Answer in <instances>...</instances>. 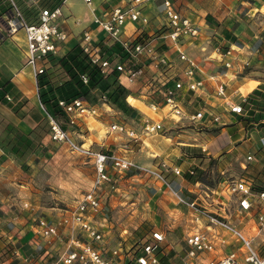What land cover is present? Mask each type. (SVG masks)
Instances as JSON below:
<instances>
[{"label": "crops", "instance_id": "crops-1", "mask_svg": "<svg viewBox=\"0 0 264 264\" xmlns=\"http://www.w3.org/2000/svg\"><path fill=\"white\" fill-rule=\"evenodd\" d=\"M13 2L16 6L19 3L23 8H34L37 14L40 9L61 6L63 18L60 29L67 34V38L58 42L57 53L53 59L55 71L50 79V85L56 87L69 79L60 66L59 60L75 46L80 45L84 30H92L96 41L104 38L100 28L93 23L94 18L104 17L115 5H124L127 0H91L89 4L84 0H38L37 4H30L28 0H13ZM174 3L181 13L197 27L198 36L183 39L177 47L172 45L169 39L161 40L158 44V51L173 58L181 50L193 59L199 67L198 76L204 79V87L198 93L187 92L185 105L191 111L205 108L218 113L221 122L217 125L220 126L219 132L208 137L205 144L201 142L188 145L183 152L184 158L179 157L180 147L171 148V154L179 157L172 160L183 170V174L179 176L169 174L176 188L186 197L197 199L202 207L219 217L228 219L233 224H241L242 218L249 215L251 219L245 228L249 226L258 228V214L264 208L259 203L260 201L253 206L250 212L241 211L237 198L225 191L222 185L210 188L202 185L200 180L191 182L184 175L189 173L190 168L193 170L195 166H199V163H204L208 156L215 159L217 170L220 173L227 172L235 160L243 156L244 153L240 151L249 147L251 150L246 156L247 164H249L248 179L252 184L264 185V148L261 145V137L259 140L255 137L258 131L255 128L247 135L244 132L245 127L241 126L240 122L238 123V114L227 111L226 99L221 98L215 92L216 84L225 82L230 100L241 102L245 106L250 105V109L259 112V115H254L256 120L253 122L256 124L257 116H260L259 122L264 124V99L258 101L257 107L250 100L251 93L256 89H263L262 85H264V0H174ZM0 6H2L1 0ZM161 9V0H146L143 15L148 19L147 24L128 22L124 28L123 37L160 35L164 25ZM19 10L24 16L22 10ZM7 11L4 6L1 7L0 22L5 19ZM107 43V39L103 41L106 51L110 54L115 49L106 46ZM25 56V32L19 30L13 35H8L5 32V26L1 24L0 253L5 249H11V252L0 264H49L66 248L65 240L67 239L64 236L67 235L68 230L62 226L59 227L58 231L62 240L58 237L42 238L38 232H35L34 219L30 216V211L24 207L25 204L33 209L34 217H47L56 222L68 216L71 208L75 207V200L72 204L66 202L62 206L58 203L57 206L54 205L55 202L43 204L41 200H38L40 190L34 182L35 171H30V168L29 170L23 169V161L3 143V141L7 142L11 136L15 138V134L10 131L12 128L30 137H33L35 131H40L42 145L46 147L52 142L48 132H42V128L47 123L46 109L41 103L37 81L32 69L26 64ZM147 61H140V63L144 64L146 75H152L155 69ZM226 63H230V66L227 67ZM44 78L48 79L45 76ZM142 85L136 82L126 86L130 91L128 96L133 97L130 106L135 110V116L140 115L138 119L142 117V113L140 114L137 109L144 111L142 109L147 108L143 101L145 89ZM116 114H121V112L117 111ZM84 118L86 119L85 128L90 130L89 135H96L94 143L100 141L98 144L101 146L105 144L104 139L102 140L104 136L97 126L86 117ZM261 129L264 130V125ZM225 137H227L226 140H220ZM215 141L217 148L210 151V146ZM112 144L117 148V143ZM249 154L253 155L251 161L247 160ZM36 157L35 153L29 154L25 157V163L27 162L31 168H34ZM68 157L74 160L73 164L78 162L80 165H87L90 162L93 166V159L89 157L72 154H68ZM195 175L194 173L193 176ZM154 189L155 194L160 191L167 192V189L160 184H157ZM174 203L175 206L170 212L173 224L168 225L166 230H153L161 231L168 236L163 243L162 264H179L183 249L186 247L184 242L186 235L195 230L206 229V220H203V224L196 225L191 220V210L176 201ZM161 206L164 209L167 207L164 202ZM94 220L98 226L102 225L96 218ZM260 231L264 232V228ZM248 232L250 233L249 230ZM221 235L225 233L221 231ZM257 237L259 241H256V236L253 240L257 246L263 248V251L264 235H257ZM234 244L235 241L229 235L226 236V244L222 245L221 253L229 252ZM222 254L206 253L204 256L218 257ZM133 263L135 264L134 261L131 264Z\"/></svg>", "mask_w": 264, "mask_h": 264}, {"label": "built area", "instance_id": "built-area-1", "mask_svg": "<svg viewBox=\"0 0 264 264\" xmlns=\"http://www.w3.org/2000/svg\"><path fill=\"white\" fill-rule=\"evenodd\" d=\"M11 12L5 16L4 26L8 35L19 30L25 32L26 64L30 66L33 75L38 79L45 76L52 78L54 66L51 64L58 48V42L64 41L67 34L60 29L63 18L61 6L43 8L39 10L38 20L28 22L21 14L13 0ZM90 3L91 0H84ZM146 0H127L124 5H115L104 17L96 16L93 23L104 34L101 40H95L92 30L82 32L80 46L88 56L90 62L96 65L104 78L116 75L120 85L126 87L136 82L143 84L145 89L144 104L153 112L154 116L142 113L137 124L141 135L155 134L163 130L165 121L176 124L196 125L198 127L215 126L221 122L218 113L205 108L190 110L185 105L187 92L198 93L204 87V79L198 76L199 67L184 51L179 50L175 57L170 58L164 52L158 51L161 40L169 39L175 47L186 38L198 36V29L192 21L176 7L174 0H161V16L164 21L163 31L158 36H150L146 40L124 38V28L128 22L147 24L143 15ZM30 4H37L38 0H28ZM108 40L106 46L120 47L110 54L106 51L103 41ZM148 60V61H147ZM147 61L154 67L152 75H146L144 64ZM229 67L230 63H226ZM82 81L88 83V77L81 75ZM172 83V85H171ZM38 87V83H37ZM39 89V87H38ZM215 92L226 99L227 111L242 114L244 106L241 102H233L227 95V85L219 82ZM105 101L106 98L103 96ZM55 103L70 124H77L79 118L96 115V108L88 104L83 97L71 99L56 97ZM48 136L51 141L67 145L70 151L93 159L94 175L88 191L82 194L69 215L56 222L47 217H34L33 209L24 205L34 219L35 232L42 238H62L59 227L68 230L66 248L49 264H162L161 254L163 243L167 235L161 231H152L150 235L141 238L135 244L134 256L130 259L121 247H108L104 231L94 221L97 215L103 216V187L111 181V173L130 172L144 174L159 179L170 191L178 204L191 210V220L196 225L206 220L205 230H195L186 235L185 249H183L179 264H264V253H261L252 237L238 228L226 218L219 217L214 212L202 207L197 199L184 196L157 168L139 165L131 158L117 152H103L92 150L89 146L76 143L69 131L63 127L61 121L46 111ZM110 133L124 134L132 140H141L137 128L127 122H114L109 126ZM264 148V135L261 137ZM253 159L249 154L248 161ZM167 172L181 175V169L163 162ZM190 174L194 170L190 169ZM235 196L241 211L250 212L254 205L264 206V190L255 191L252 183L241 178L232 181L224 189ZM208 196V195H206ZM209 197V196H208ZM105 220V218H102ZM258 224L264 228V208L258 214ZM221 231L225 235H221ZM230 236L235 244L233 248L222 254V245L226 244V236ZM62 240V239H61ZM207 254L221 256L207 257ZM134 264V263H133Z\"/></svg>", "mask_w": 264, "mask_h": 264}, {"label": "rangeland", "instance_id": "rangeland-1", "mask_svg": "<svg viewBox=\"0 0 264 264\" xmlns=\"http://www.w3.org/2000/svg\"><path fill=\"white\" fill-rule=\"evenodd\" d=\"M17 4L28 22H36L38 20L39 13L37 14L36 9L23 8L19 3ZM3 6L4 9L8 10L7 12H11L13 9L9 0L2 2L0 11ZM4 21L0 22V25H4ZM51 64L54 65V60ZM262 88L264 89V85H262ZM88 104L95 106L97 110L96 115L86 116V118L93 125H96L103 134L102 136L104 138L102 140L104 139L105 144L102 146L98 144L100 143L98 140V142L94 143L96 135H89L90 130H87L84 124L85 118H79L77 124H70L62 111L55 114L76 143L84 144L86 147L89 146L95 151H114L131 158L139 165L152 169L157 168L172 185H174L173 180L169 174L172 171L166 172L162 163L165 162L170 166L179 167L172 159L184 158L185 155L183 152H185L188 145L201 142L205 144L208 137L216 135L220 130V126H217L220 123L216 124V126L198 127L165 121L163 130L158 133L141 135L139 131L140 127L137 124L140 115L137 114L135 116L134 109L129 114L123 112L116 114L119 110L108 101H105L99 94H91L88 99ZM127 104L130 105L128 102ZM142 110L144 111L137 109L140 114L148 112L147 108ZM250 110H252L250 109V105H244V112L238 114V123L240 122L241 126L245 127L244 132L247 135L256 128L258 133H255V137L259 140V137L264 135V130L261 129L264 124L258 121L260 116H257L258 120L255 124L253 121L256 118L249 112ZM256 115H259V112H256ZM120 121L127 122L130 126L137 128L141 140H132L124 134L110 133L109 126L114 122ZM48 130V123H46L42 128V132H48ZM91 131L93 132L94 130ZM88 136H90L89 139ZM226 138L220 140H226ZM112 143H117V148ZM216 144L215 141L210 146V151L217 148L215 147ZM175 146L180 147L179 157L171 154L172 150L170 149ZM244 149V151H240L244 153L243 156L241 155L235 160L227 172L220 173L217 170L215 159L208 156L204 163L198 164L201 168L195 166L193 169L194 173L196 174L197 171H200L199 180L201 184L210 188H215L219 185L227 188L232 181L241 178L249 180V174L247 172L249 164H247L246 156L251 149L249 147H245ZM68 154L80 156V154L70 151L67 145L52 141L47 147L44 145L38 147L37 152H35V156L37 157L35 158L36 166L34 168H31L27 162L25 163L26 159L23 160V169L29 170L30 168V171H35V175L33 176L34 182L40 190L38 192L40 197L38 200H41L43 204L55 202L54 205L57 206L58 203V205L61 204L62 206L66 202L72 204L75 200L76 205L81 195L90 187L94 174L92 163L89 162L87 165H80L77 162V164H73L74 160L69 158ZM182 171L181 169V175L183 174ZM157 184L166 188L159 179L152 176L137 174L133 171L123 173L113 171L111 173V181L103 187V216L97 215L95 217L98 222L102 223L101 227L106 236L105 239L108 242V247H121L127 255L129 254L128 257L131 259L134 256L135 244L138 242V239L145 238L155 229L166 230L168 225L173 224V218H171L170 212H172L176 200L168 189L166 190L167 192L160 191L155 194L156 190L154 187ZM183 195L186 196L185 194ZM163 202L167 206L165 209L161 206ZM103 217L105 220L102 219ZM250 219V216L246 215L245 218H242V223L236 225L249 237L255 238L256 236L257 241L259 239L257 235H264V232L260 231L262 228L259 227V224L257 226L259 229L253 226L245 228ZM258 248L261 253H264L261 246H258Z\"/></svg>", "mask_w": 264, "mask_h": 264}, {"label": "trees", "instance_id": "trees-1", "mask_svg": "<svg viewBox=\"0 0 264 264\" xmlns=\"http://www.w3.org/2000/svg\"><path fill=\"white\" fill-rule=\"evenodd\" d=\"M2 2L3 0H1V3ZM149 37L150 36L148 35H139L137 39L143 41ZM113 49L119 50L120 47L115 45ZM59 64L69 77L67 81L56 87H53L50 85V79H45L44 76H42L37 82L39 87V97L47 112L53 115L61 112L55 103L56 97L71 99L81 96L88 101L91 94H99L102 97L105 96L106 100L111 105L125 114H129L133 110V108L130 106L133 97L128 96L130 94L129 91L124 86L119 84L117 76L111 75L107 78H104L98 67L90 62L88 56L83 52L80 45L75 46L72 50L65 54L59 60ZM81 75H86L88 77V83L85 84L82 81ZM126 98L130 105L127 104ZM261 99H264L263 89H256L250 95V100L256 105V107L259 104L258 101ZM249 112H251L252 115L256 114L254 109L250 110ZM10 131L15 134V138L13 139L11 136L7 142L3 141V143L5 146H9L11 152L22 161L29 154L37 152L38 147L42 145L40 131H35L33 137L25 135L23 132H20L15 128H12ZM23 164L24 163H22V166H24ZM199 174L200 171H197L195 176L187 172L185 173L184 177L191 182H195L199 180ZM252 185L256 191L264 190V185ZM173 186L176 188L175 184ZM10 252L11 249H5V251L1 252L0 262L8 257Z\"/></svg>", "mask_w": 264, "mask_h": 264}, {"label": "bare ground", "instance_id": "bare-ground-1", "mask_svg": "<svg viewBox=\"0 0 264 264\" xmlns=\"http://www.w3.org/2000/svg\"><path fill=\"white\" fill-rule=\"evenodd\" d=\"M130 97H132V96H130ZM147 109H148V112H144V113H146L150 116H154L153 112L148 107H147Z\"/></svg>", "mask_w": 264, "mask_h": 264}]
</instances>
